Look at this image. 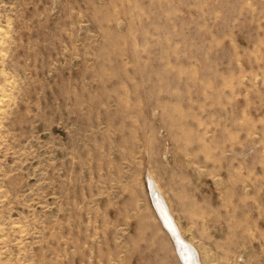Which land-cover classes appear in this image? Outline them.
<instances>
[{
	"label": "rangeland",
	"instance_id": "374dc122",
	"mask_svg": "<svg viewBox=\"0 0 264 264\" xmlns=\"http://www.w3.org/2000/svg\"><path fill=\"white\" fill-rule=\"evenodd\" d=\"M264 264V0H0V264Z\"/></svg>",
	"mask_w": 264,
	"mask_h": 264
},
{
	"label": "bare ground",
	"instance_id": "6f19581e",
	"mask_svg": "<svg viewBox=\"0 0 264 264\" xmlns=\"http://www.w3.org/2000/svg\"><path fill=\"white\" fill-rule=\"evenodd\" d=\"M149 191L154 203V211L157 218L161 221V225L167 230L166 232H168L172 238L174 251L177 253L181 264H202L194 246L187 241L179 231L170 213L166 199L152 177L149 179Z\"/></svg>",
	"mask_w": 264,
	"mask_h": 264
}]
</instances>
